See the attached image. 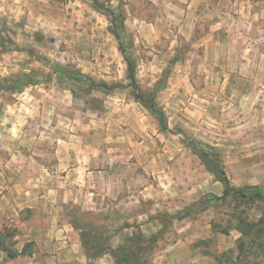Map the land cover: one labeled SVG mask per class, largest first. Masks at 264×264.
I'll return each instance as SVG.
<instances>
[{"label":"rangeland","instance_id":"obj_1","mask_svg":"<svg viewBox=\"0 0 264 264\" xmlns=\"http://www.w3.org/2000/svg\"><path fill=\"white\" fill-rule=\"evenodd\" d=\"M0 1V113L16 110L27 134L41 139L51 127L75 155L100 157L104 167H91L99 186L132 202L123 214L135 219L122 227L111 214L75 205L67 212L88 264L114 249L118 264H264L260 245L239 249L264 217V200L223 198L217 174L264 193L263 82L243 83L249 72L227 67L225 50L211 58L188 36L171 44L165 0ZM109 10L137 85L167 128L132 86Z\"/></svg>","mask_w":264,"mask_h":264},{"label":"crops","instance_id":"obj_2","mask_svg":"<svg viewBox=\"0 0 264 264\" xmlns=\"http://www.w3.org/2000/svg\"><path fill=\"white\" fill-rule=\"evenodd\" d=\"M163 19L171 44L188 36L198 49L209 51L211 58L213 52L225 50L227 67L241 64L249 72L244 74L247 78L242 74L243 83H264V0H165ZM18 118L16 110L0 113V236L5 247L19 253L10 258L0 247V264H88L81 232L68 220L67 212L75 205L81 213L111 214L110 224L122 227L135 219V215L123 214L132 202L99 186L91 167H104L97 163L100 157L75 155L69 150L71 141L59 140L51 127L41 139L27 134V122L20 123ZM98 172L105 174L102 169ZM111 198H115L112 206ZM126 233L123 229L114 236L113 247L124 242ZM29 243L30 254L21 255ZM161 253L165 258L176 255ZM161 259L155 264H163ZM105 261L118 264L108 253L97 263Z\"/></svg>","mask_w":264,"mask_h":264},{"label":"trees","instance_id":"obj_3","mask_svg":"<svg viewBox=\"0 0 264 264\" xmlns=\"http://www.w3.org/2000/svg\"><path fill=\"white\" fill-rule=\"evenodd\" d=\"M93 2L95 3V6L99 7V4H98L97 0H93ZM109 13L111 15V22L113 24L112 32L116 36V38L119 40L121 51H122V53H123V55L125 57V60H126V62L128 64V76H129V79L131 80L133 88H135L138 91L139 99L141 101H146L147 102V106L149 107V109L157 115V117L161 121L163 127L167 128V123L164 120L163 112L161 110H157V108H156V106L154 104V101L152 99L147 100V97H145V95L142 94L139 86L137 85L136 77H135V68H136V66H135L134 62L132 61V59L128 56L127 49L124 48V46L122 44V41H121L122 36H121L120 32L118 31V29L120 27L119 20H117L116 14H115V12L113 10H109ZM87 79H89V78H87ZM89 81H90L91 84L94 85L93 81H91V80H89ZM217 174H218L219 180L222 182V184L225 187L223 198L224 197L226 198L227 196H230V195H234V196H239L241 198H248V199H250L252 201L258 200V199L259 200H264V193H263V191H262V189L260 187H248L247 189L233 188L231 186V182H230L228 176L226 175V173L223 170H217ZM220 199H222V197ZM243 234L246 237H250V239L248 241L246 240L244 242H241V244L239 245L240 252L243 251V249H244V247L246 245L251 243L253 245L254 244L260 245V247L263 249V254H264V246H263L264 243L262 241L263 236H264V217L261 218L257 224H253L251 229L248 232L244 231ZM31 245L32 244H30V243L26 244L20 254L21 255L30 254L29 248H30ZM0 247L4 248L8 252V256L10 258H14V257L19 255V253H17L16 251L4 246L3 239H2L1 236H0ZM123 249H125V248H123ZM119 250L117 251V249H114L113 250V256L117 258L116 261L118 263H122L123 261L119 258V252L121 250L120 251Z\"/></svg>","mask_w":264,"mask_h":264}]
</instances>
